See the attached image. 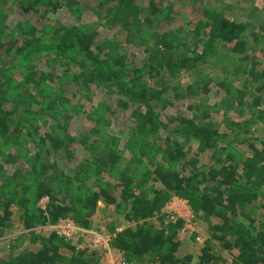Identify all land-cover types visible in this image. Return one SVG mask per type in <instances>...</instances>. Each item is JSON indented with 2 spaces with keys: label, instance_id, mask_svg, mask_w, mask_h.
Here are the masks:
<instances>
[{
  "label": "trees",
  "instance_id": "obj_1",
  "mask_svg": "<svg viewBox=\"0 0 264 264\" xmlns=\"http://www.w3.org/2000/svg\"><path fill=\"white\" fill-rule=\"evenodd\" d=\"M66 1L73 14L88 7L107 26L120 27L127 43L145 39V58L138 65L118 48L108 51L97 43L96 33L75 25H60L48 39L27 22L13 30L9 4L43 20L48 16L41 9L45 0H0V87L16 85L5 78L23 71L14 94L24 106L21 115L0 107V142L13 149L33 138L36 145L31 158H24L26 152L8 153L0 163V249L18 228L27 232L21 238L31 240L0 264H96L97 254L76 252L75 243L36 229L71 216L90 229L100 203L122 210L124 223L130 224L112 243L128 262L264 264V135L256 136L264 131V61L256 55L264 56V23L250 15L239 19L244 9L205 0ZM181 5L191 8V21L173 28ZM45 58L77 65L79 71L67 84L75 89L73 96L93 101L102 91L108 98L102 109L130 113L141 135L130 163L124 164L119 140L104 139L100 128L75 130L70 115L75 106L65 84L58 92L49 91L60 76L33 68ZM218 65L220 72L215 71ZM184 76L190 79L186 85ZM212 96L224 132L212 119ZM174 101L186 110L162 120L156 110ZM20 116L36 121L32 131H20L15 124ZM233 144L248 149L243 160ZM158 153L165 165L157 162ZM9 166L17 169L10 173ZM150 181L161 189L145 192ZM172 196L188 200L196 219L207 224L210 236L203 245L195 240L201 233L182 234L183 220L160 215ZM45 198L49 203L42 210L37 205ZM186 241L195 246L187 249ZM17 244L22 246V240Z\"/></svg>",
  "mask_w": 264,
  "mask_h": 264
},
{
  "label": "rangeland",
  "instance_id": "obj_2",
  "mask_svg": "<svg viewBox=\"0 0 264 264\" xmlns=\"http://www.w3.org/2000/svg\"><path fill=\"white\" fill-rule=\"evenodd\" d=\"M222 2L226 5H231L232 7H238L240 9H244L243 15L239 14L238 18H248L249 15L252 19L258 18L260 23H264V0H205V2ZM66 0H45L44 5H42V12L48 13V16L43 18V20L39 19L41 16L40 14H37L34 11H29L27 13H21L18 8L12 4H9L7 6V10L10 11L12 14L11 16V29L14 30V27L19 22H27L30 25H33V27L38 28L39 35H44L47 39L48 38H54L55 37V30L60 25H75L77 26L82 32L84 33H96V41L98 44L103 45L106 50L108 51H116L117 50L120 53L125 54L128 56V58L133 61L136 64H141L143 59L145 58L144 53V45L143 42L145 39H135L132 43H127V34L124 30H122L120 27H109L106 25L105 20L102 16H100L96 11L90 10L88 7H82L78 12H73L68 9L66 6ZM143 3L147 4V1L143 0ZM189 6L181 5L180 7H177L178 14L176 15V22L173 25V28L179 27V26H186L185 19L188 18V20L191 21V12L190 9H188ZM194 8V6H193ZM248 16V17H247ZM27 25V24H26ZM257 27V26H256ZM258 32V31H257ZM38 35V36H39ZM147 41V40H146ZM259 58H262L264 61V56L262 52H258L256 54ZM7 62V61H5ZM33 68L37 69L39 72H44L47 74H50L54 72V76H60L59 80L58 78L50 83V92H58L63 88V85L65 84L64 90L66 92V96L72 100L74 107V114L73 111L70 115H73L74 118V126L75 130L77 131H86L91 128H100L102 132V136L105 139H108V137L119 140V148L124 151V164L130 163L134 157H135V151H137L138 147L140 146V140L136 132H135V124L130 118V113L122 110H118L117 113L111 114L110 112L106 111L105 108H103L102 104L104 101L108 98L105 96L107 95L105 92L100 91V93H96V97L93 96V101H89L85 99L83 96H73L75 89L71 86H67L69 82H71V78L76 74L79 69L77 65L74 64H64V61L60 60H51L48 58L41 59L39 61L34 62ZM215 69V71L221 70V65H218ZM22 72L16 73L14 77H7L6 80H10L14 82L16 85H18L22 78ZM4 79V80H5ZM9 81V83H10ZM190 79L187 76H184L181 80V83L183 85H186ZM3 82V81H2ZM8 85L9 87L3 88L2 84L0 87V107H2L6 111H17L19 114L23 112L24 106L23 104L19 102H15V94L14 89H17L18 86ZM68 87V88H67ZM52 88V89H51ZM46 92V91H45ZM46 94V93H45ZM44 94V95H45ZM47 94H51L47 92ZM209 107L212 109V119L215 121V123H218L221 125L220 130L224 132V123L222 121L221 113H218V110L216 108L215 104V98L209 97ZM103 102V103H102ZM192 104H195V101H189ZM187 104H190V103ZM22 106V107H20ZM72 106V108H73ZM115 106V105H114ZM102 107V108H101ZM186 105L184 103H181V101H174V103L167 108H159L156 110V112L159 114L160 118L162 120L167 121L170 117L176 116L178 111H185ZM41 108H37L36 111H40ZM21 115V114H20ZM20 116V123H15L20 127V131L25 134L29 132V130L34 129L31 128V123H36V121L30 119H27V121L24 120V118ZM97 120L99 125L97 124ZM27 122V123H25ZM98 125L99 127H96ZM35 126V124L33 125ZM42 127L39 128V133H43L46 131L43 124H41ZM257 129H255L256 131ZM32 131V130H31ZM30 131V132H31ZM263 132H257L256 136H263ZM25 138V137H24ZM33 138L29 139H23L18 146L13 149L10 147H7V145H4L2 142H0V163H3L5 160V156L8 153H20L23 154V152L29 153L24 158H28L33 155V153L36 151V145H34L31 141ZM148 138H146L147 140ZM112 140V141H113ZM110 143V142H109ZM226 148H228V145H224ZM14 148L16 149L14 151ZM232 149L235 151L236 155L241 157L243 160L244 157H246L248 154V149L246 147L239 146L237 144H233ZM29 152H28V151ZM16 152V153H15ZM25 153V154H26ZM78 153H81V147H78ZM19 155V154H18ZM156 155V160L159 164L165 165L163 158L158 154ZM25 162V166L27 165L26 159H23ZM149 161V157L146 156V159L144 162ZM135 165V164H134ZM133 165V166H134ZM24 168L26 169V167ZM21 167V166H18ZM140 166H136V168H139ZM8 171L13 173L14 169H17V167L9 166L7 167ZM27 170H30L29 167H27ZM141 170H143L141 166ZM10 176L11 174H7ZM153 186V187H151ZM158 190L161 189V186L155 182L150 181L149 184H147L145 187H143V190L145 192L147 190ZM152 193H150L151 195ZM175 196H172L171 199H168L165 202V205L163 209L161 210L160 215L163 214H170L173 215L176 218H179L178 220L184 221V228L186 226L192 225L193 228L197 229V232L201 233L200 235L203 236V239H208L210 234L207 231V224L203 222V219L199 217L196 219L194 211L190 207V204L188 203V200L185 198L180 197V200L175 202L174 201ZM182 199V200H181ZM188 203L189 209L185 206V204ZM49 201L41 200L38 203V207L42 210L47 208ZM169 206V209L167 208ZM99 210L97 211L96 215L93 216L91 219L92 226L90 229H87L81 225L80 222H76V220L71 217H65L69 218L72 221H74L76 224H78L80 227L89 230V231H95L101 234L105 235H113L116 234L118 230H122L125 227L130 226L128 223H124V212L122 210H117L116 206H106L103 203L99 204ZM15 213H18V208L13 207L12 208ZM159 215V216H160ZM161 217V216H160ZM62 218V219H65ZM61 220V219H60ZM59 220V221H60ZM58 223V222H57ZM56 224V223H55ZM49 225L44 227L37 228V232L44 236H49L50 234H53L52 230L49 229ZM206 225V226H205ZM183 228V229H184ZM115 229V230H114ZM25 231H22L21 229H15L13 230V234L5 237L3 239V245L0 249V259H7L10 255H13L15 253L21 252L22 248L28 245H31V240L28 238H21L23 235H25ZM59 238V237H58ZM81 238V239H80ZM61 239V238H60ZM18 240H22V246L16 247L18 244ZM66 241V240H65ZM71 243H77V242H87L88 239L86 237H73V239L69 240ZM66 241V242H69ZM187 242V249L188 246L193 248L195 245L191 241ZM197 248V247H196ZM198 249V248H197ZM191 251V249H189ZM227 255V253H225ZM126 259V257H124ZM136 264H140L136 261H133ZM100 260L96 264H99ZM146 264V263H141Z\"/></svg>",
  "mask_w": 264,
  "mask_h": 264
},
{
  "label": "built area",
  "instance_id": "obj_3",
  "mask_svg": "<svg viewBox=\"0 0 264 264\" xmlns=\"http://www.w3.org/2000/svg\"><path fill=\"white\" fill-rule=\"evenodd\" d=\"M44 201H49L48 198L43 199ZM180 200V197H175L174 201L177 202ZM182 200V199H181ZM187 203V202H186ZM185 206L189 209L188 203ZM169 209V206L167 207ZM45 210V209H44ZM168 214V213H167ZM172 220H178L179 218L174 217L173 215L168 214ZM183 230L182 234H188L193 236L194 233H197V229L193 228L192 225L187 224ZM49 229H51L53 234H56L57 237L65 239L66 241L72 240L73 237H86L87 242H77L75 246L76 252L86 251L88 253H95L99 256V264H136L134 262H128L124 258V252L115 249L112 245L113 240L116 238L117 234L105 235L95 231H89L69 218L61 219L56 224H50ZM122 230H118L117 233H120ZM81 239V238H80ZM199 245H203L205 239L202 235H197L195 239ZM233 257H228V262L232 263Z\"/></svg>",
  "mask_w": 264,
  "mask_h": 264
}]
</instances>
